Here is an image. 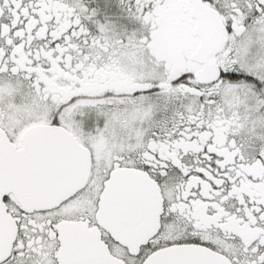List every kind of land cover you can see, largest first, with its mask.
<instances>
[{"label":"snow or ice","instance_id":"6c2138e0","mask_svg":"<svg viewBox=\"0 0 264 264\" xmlns=\"http://www.w3.org/2000/svg\"><path fill=\"white\" fill-rule=\"evenodd\" d=\"M0 264H264V0H0Z\"/></svg>","mask_w":264,"mask_h":264}]
</instances>
